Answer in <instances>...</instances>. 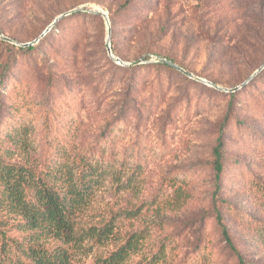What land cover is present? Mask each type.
I'll list each match as a JSON object with an SVG mask.
<instances>
[{
	"label": "rangeland",
	"instance_id": "obj_1",
	"mask_svg": "<svg viewBox=\"0 0 264 264\" xmlns=\"http://www.w3.org/2000/svg\"><path fill=\"white\" fill-rule=\"evenodd\" d=\"M127 1L0 0V160L41 171L67 150L117 171L77 220L111 234L71 245V264H102L134 234L124 264H264V70L233 94L157 63L241 87L264 66V0ZM79 9L109 16L110 43L102 17L77 12L22 51ZM22 127L24 153L3 139Z\"/></svg>",
	"mask_w": 264,
	"mask_h": 264
},
{
	"label": "trees",
	"instance_id": "obj_2",
	"mask_svg": "<svg viewBox=\"0 0 264 264\" xmlns=\"http://www.w3.org/2000/svg\"><path fill=\"white\" fill-rule=\"evenodd\" d=\"M131 2L128 0L125 6L128 7ZM0 32L4 35L1 29ZM22 51L32 52L34 47ZM169 61L176 64L173 60ZM6 138L23 153L31 147L27 127L9 131L3 139ZM224 146L221 140L215 150L218 180L223 173ZM116 175L117 171L109 164L91 160L72 163L67 150L56 152V156L46 162L41 171L0 160V264H71V245L81 242L84 237L99 238L111 234L106 229L79 233L77 220L90 206L96 192ZM140 176L141 167L137 165L127 179L131 182L128 187H135ZM219 221L222 223V217ZM13 230L20 234V239L7 235ZM226 231L225 236L230 241ZM258 234L264 244V229ZM140 239L144 238L132 235L102 264H124L139 249ZM160 260L157 255L146 264H155Z\"/></svg>",
	"mask_w": 264,
	"mask_h": 264
},
{
	"label": "water",
	"instance_id": "obj_3",
	"mask_svg": "<svg viewBox=\"0 0 264 264\" xmlns=\"http://www.w3.org/2000/svg\"><path fill=\"white\" fill-rule=\"evenodd\" d=\"M77 12H86V13H89V14H94V15H99L101 16L107 27H108V38H107V42L110 43V39H111V33H112V29H111V23H110V19H109V16L102 10L100 9H95V10H83V9H79V10H73V11H70L62 16H60L59 18H57L54 23L49 27V29L37 40H35L32 44H27V45H24L23 47H30V46H34L36 45L37 43L40 42V40L45 37V35L50 32L54 27L55 25L63 18L65 17H68V16H71L73 15L74 13H77ZM0 39L6 41V42H11L8 38H6L5 36H3L0 32ZM108 54L110 56L111 59H113L117 64L121 65V66H127V64H125L123 61H121L119 58H116L111 50V47L109 45L108 47ZM157 63H161V64H164L168 67H171L175 70H178L179 72L183 73L184 75H186L187 77L191 78V79H195L197 80L198 82L202 83V84H205L207 86H210V87H214L216 88L217 90L219 91H223V92H226V93H236L237 91H239L240 89L244 88L250 81H252L261 71L264 70V66L262 68H260L257 72H255L251 78L245 82L244 84H242L241 87L239 88H235V89H232V90H226V89H223V88H220L216 85H214L213 83H210L208 81H205V80H202L200 78H197L195 76H193L192 74L186 72L183 68L179 67L178 65L174 64L173 62L167 60L166 58H157Z\"/></svg>",
	"mask_w": 264,
	"mask_h": 264
}]
</instances>
